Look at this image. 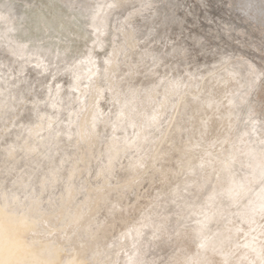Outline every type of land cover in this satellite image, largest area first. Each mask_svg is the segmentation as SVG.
<instances>
[{"label": "rangeland", "instance_id": "obj_1", "mask_svg": "<svg viewBox=\"0 0 264 264\" xmlns=\"http://www.w3.org/2000/svg\"><path fill=\"white\" fill-rule=\"evenodd\" d=\"M0 191L64 257L264 264V0H0Z\"/></svg>", "mask_w": 264, "mask_h": 264}, {"label": "bare ground", "instance_id": "obj_2", "mask_svg": "<svg viewBox=\"0 0 264 264\" xmlns=\"http://www.w3.org/2000/svg\"><path fill=\"white\" fill-rule=\"evenodd\" d=\"M8 6V5H7ZM7 8V7H5ZM10 8V7H9ZM13 11V10H12ZM14 13V12H13ZM168 21V20H167ZM165 20V22H167ZM169 21H171L169 19ZM164 22V23H165ZM169 25V23H168ZM178 25V24H177ZM87 123V122H86ZM42 125V124H41ZM27 128V127H26ZM36 128V127H34ZM40 128V127H39ZM38 128V129H39ZM86 128V127H85ZM42 129V128H41ZM40 129V131H41ZM82 130V129H81ZM29 132V131H28ZM39 131H37L36 133V130H35V134H38ZM41 133V132H40ZM36 138V136H35ZM42 138V137H41ZM78 138V137H76ZM81 138V137H80ZM30 139V138H29ZM83 139V138H82ZM37 140V139H36ZM24 141V140H23ZM40 142V141H39ZM35 144V143H34ZM39 144V143H38ZM37 144V145H38ZM35 145L34 146V150H37L38 146ZM37 146V147H36ZM27 147V146H26ZM18 148V147H17ZM33 149V148H32ZM31 149V150H32ZM12 150V149H11ZM30 151V150H29ZM39 151V150H38ZM40 151H41V148H40ZM11 152V151H9ZM37 153V152H36ZM9 154V153H8ZM10 155V154H9ZM12 155V153H11ZM5 156V155H4ZM13 156V155H12ZM11 156V157H12ZM8 157V156H7ZM14 158V156H13ZM9 159V158H8ZM75 161H78V160H75ZM6 163V162H5ZM76 167V166H75ZM75 171V170H73ZM72 173V172H71ZM43 177V176H42ZM73 177V176H72ZM2 183V182H1ZM34 184V183H33ZM2 185V184H1ZM45 185V184H44ZM42 186V184H41ZM72 189V188H71ZM44 190V189H43ZM66 191V190H65ZM90 191V190H89ZM96 191V190H95ZM1 192V191H0ZM6 193V191H2L1 195H0V264H21V262L24 261V259L26 260V257H27V253L30 254L29 252L31 251L32 252V248L33 250L36 249V246H40L42 247L39 251H34L32 252L31 254L33 259L36 258L38 262H35L33 264H92V260H91V263L88 261L87 263V259H84L83 256H85V254L83 255V252L82 250H72L70 254H72V256L70 257H64V256H61L63 254H59L60 251L62 250L60 248V246H58V243L54 240V242L50 243L49 245H46V244H42L44 241H42L40 239L41 237V233H45L44 231V225L42 226L43 224V221H46V219L50 216V214H53V211H57V209H53L52 211H49L44 209V207L42 209H40L39 211V214H37V212H34L36 211L35 210V206H39L40 207V202L42 200H36L34 203H22L20 198H17V195L14 198V201H11V196H8L7 198H3V194ZM39 193V192H38ZM74 193V192H73ZM99 195V194H98ZM102 195V193H101ZM7 196V195H6ZM66 196V195H65ZM34 197V196H33ZM98 197V196H97ZM25 198V197H24ZM42 198V197H41ZM62 198V197H61ZM3 199L5 201H3ZM22 199V198H21ZM33 199V198H32ZM69 199V198H68ZM103 199V198H102ZM61 200V199H60ZM100 200V199H99ZM105 200V199H104ZM28 201V200H27ZM31 201V200H30ZM59 201V200H58ZM68 201V200H67ZM47 202V201H46ZM62 202V201H61ZM65 202V201H64ZM97 202V201H96ZM67 203V202H66ZM68 204V203H67ZM96 204V203H95ZM8 205V207H7ZM66 205V204H65ZM76 205V204H74ZM94 205V204H93ZM64 206V204H63ZM62 206V207H63ZM67 206V205H66ZM35 207V208H34ZM61 207V208H62ZM73 207V206H72ZM96 207V206H95ZM41 208V207H40ZM10 209V210H9ZM70 209V208H69ZM43 210V211H42ZM59 210V209H58ZM61 210V209H60ZM59 210V214H62L63 210L60 211ZM74 212H75V216L77 215V212L72 209ZM94 210V209H93ZM11 211V212H10ZM79 211V210H78ZM33 212L35 213L34 215ZM43 212V213H42ZM61 212V213H60ZM92 212V211H90ZM95 212V211H94ZM58 213H55L56 215ZM85 213V211H84ZM49 214V216H48ZM64 214V213H63ZM90 214V213H89ZM88 214V215H89ZM66 215V214H65ZM68 215H71L68 214ZM53 216V215H52ZM61 216V215H59ZM86 216V214H85ZM84 216V217H85ZM47 217V218H46ZM58 217V216H57ZM74 217V216H73ZM92 217V216H91ZM59 220L61 219V217H58ZM49 219H52V218H49ZM55 219L57 220V218L55 217ZM54 219V220H55ZM63 221L62 223H60V229L61 233L63 231V229L65 227H67V224H66V219H69V220H72L71 218H67V217H63ZM83 219V218H82ZM48 220V219H47ZM86 220V219H84ZM89 220V219H88ZM94 220V219H93ZM81 221V220H80ZM39 222H42L39 223ZM53 223H55L54 221H52ZM51 222V224H53ZM89 222V221H88ZM70 223V222H69ZM45 224V222H44ZM72 224V223H71ZM80 224V223H78ZM36 228H40L41 230L39 232H36L35 236L31 235L30 233L33 232V230L35 229L34 227ZM75 225V224H74ZM81 225V224H80ZM79 225V226H80ZM48 226V224H47ZM54 226H56L54 224ZM82 226V225H81ZM84 226V225H83ZM89 226V225H88ZM49 227V226H48ZM53 227V225H52ZM51 227V228H52ZM70 227V225H69ZM34 228V229H33ZM57 229V228H56ZM82 229V228H81ZM80 229V230H81ZM86 228H84L83 230H85ZM69 230V229H67ZM38 231V230H37ZM47 231V230H46ZM53 231V230H52ZM55 231V229H54ZM57 231V230H56ZM79 231V230H78ZM59 232V230L57 231ZM82 232V231H81ZM54 233V232H53ZM56 233V232H55ZM64 233V232H63ZM33 234V233H32ZM66 234V232L64 233ZM69 234V233H68ZM62 235V234H61ZM67 235V234H66ZM98 236V235H97ZM46 237V235L44 236V238ZM58 237V236H57ZM56 237V238H57ZM95 238V237H94ZM84 239V238H83ZM48 240H50L48 238ZM58 240V238H57ZM96 240V239H95ZM53 241V240H52ZM48 242V241H47ZM46 242V243H47ZM96 242V241H95ZM57 243V244H56ZM94 243V242H93ZM97 243V242H96ZM79 244V243H78ZM95 244V243H94ZM77 245V244H76ZM90 245V244H89ZM88 245V246H89ZM120 245V244H119ZM74 246V245H73ZM79 246H81V244H79ZM78 246V247H79ZM99 246V245H98ZM77 247V246H76ZM90 247V246H89ZM94 247V246H93ZM108 247V246H107ZM116 248V246H115ZM13 249L17 252L15 253L13 251ZM38 249V248H37ZM82 249V248H81ZM88 249V248H86ZM29 252H26L28 251ZM114 250V249H113ZM116 250V249H115ZM15 253L13 254L12 253ZM97 252V251H96ZM113 252V251H112ZM69 253V252H68ZM89 253V252H88ZM86 252V255L88 254ZM30 254V255H31ZM65 254V253H64ZM67 254V253H66ZM102 254V253H101ZM106 254V252L103 254V256ZM108 254H111V251L109 252L108 251ZM113 254V253H112ZM68 255V254H67ZM69 256V255H68ZM102 256V255H101ZM111 256V255H110ZM30 257V256H29ZM91 257V255H90ZM96 257V256H94ZM112 258V257H111ZM32 259V258H30ZM113 259V258H112ZM35 260V259H34ZM96 260H98L96 258ZM104 260V259H103ZM29 262L31 260H28ZM33 261V260H32ZM98 262V261H97ZM96 263V262H95ZM116 263V262H115ZM25 264V263H24ZM26 264H29L28 262ZM94 264V263H93Z\"/></svg>", "mask_w": 264, "mask_h": 264}]
</instances>
